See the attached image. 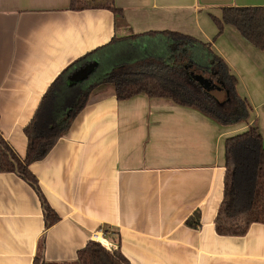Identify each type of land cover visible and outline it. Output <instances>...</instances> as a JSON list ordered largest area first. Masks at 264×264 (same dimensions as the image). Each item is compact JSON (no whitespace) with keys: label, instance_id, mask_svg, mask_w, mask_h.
Segmentation results:
<instances>
[{"label":"crops","instance_id":"0c3cea01","mask_svg":"<svg viewBox=\"0 0 264 264\" xmlns=\"http://www.w3.org/2000/svg\"><path fill=\"white\" fill-rule=\"evenodd\" d=\"M114 6L117 13L73 10L71 0H0V136L22 159L25 129L51 85L114 39L141 50L165 33L210 44L237 79L251 116L222 126L170 98L118 101L113 85L99 87L49 154L29 167L58 223L47 229L35 190L0 172V264H33L42 238L49 264H76L91 241L120 250L129 264H264V224L241 237L215 228L226 140L256 125L264 141V50L233 26L219 34L214 21L225 8L264 7V0H114ZM195 214L197 229L187 224Z\"/></svg>","mask_w":264,"mask_h":264},{"label":"trees","instance_id":"16d2710c","mask_svg":"<svg viewBox=\"0 0 264 264\" xmlns=\"http://www.w3.org/2000/svg\"><path fill=\"white\" fill-rule=\"evenodd\" d=\"M71 9L118 12L114 0H71ZM214 21L219 34L225 25L233 26L252 45L264 50V7L225 8L222 19L214 18ZM165 34L167 37L162 42L148 43L143 50L132 44L119 46L122 41L114 39L64 70L42 98L25 129L28 138L25 159L0 136V172L16 174L35 190L43 206L47 229L60 218L47 203L29 167L49 154L99 87L113 85L118 101L139 94L170 98L178 105L197 108L222 126L249 120L251 108L238 94L237 79L213 53L211 45L179 34ZM93 62L99 64L93 75L84 82L68 84L70 76ZM225 152L224 197L215 228L221 236L241 237L253 224H264V141L259 128L253 125L247 132L228 138ZM199 219V214H195L187 221L188 226L199 228ZM45 246L42 238L33 264H49L44 259ZM76 264L129 262L120 250L109 251L91 241L78 253Z\"/></svg>","mask_w":264,"mask_h":264},{"label":"water","instance_id":"95a60500","mask_svg":"<svg viewBox=\"0 0 264 264\" xmlns=\"http://www.w3.org/2000/svg\"><path fill=\"white\" fill-rule=\"evenodd\" d=\"M99 64L97 62H93L87 64L77 72H75L70 78L68 79L69 85H75L81 82L86 81L91 75L95 73Z\"/></svg>","mask_w":264,"mask_h":264},{"label":"bare ground","instance_id":"6f19581e","mask_svg":"<svg viewBox=\"0 0 264 264\" xmlns=\"http://www.w3.org/2000/svg\"><path fill=\"white\" fill-rule=\"evenodd\" d=\"M102 241V240H101Z\"/></svg>","mask_w":264,"mask_h":264}]
</instances>
